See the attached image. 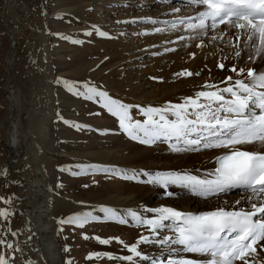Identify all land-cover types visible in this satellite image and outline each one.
Returning <instances> with one entry per match:
<instances>
[{
  "label": "bare ground",
  "instance_id": "bare-ground-1",
  "mask_svg": "<svg viewBox=\"0 0 264 264\" xmlns=\"http://www.w3.org/2000/svg\"><path fill=\"white\" fill-rule=\"evenodd\" d=\"M20 1L22 0H0V67L4 55V63L7 62L5 73L0 72V210H7L9 213L7 219L0 217V240L6 242L0 245V255H5L9 264H63L62 246L58 240L61 219L58 216L61 213L71 214V217L91 213L101 220L118 222L116 219H109L108 213L100 211L101 208H110L117 216L127 220L123 224L138 227L139 232L127 241L122 240L116 244L97 242L96 247L106 254L112 257L133 255L128 248L136 244L141 257H133L135 264H146L143 257H148L149 264L153 261L156 264H169V261L180 260L207 264L211 259L210 255L189 252L183 245L172 243L178 236V221L165 220L164 227L153 231L151 226L134 220L130 213L135 212L141 220H155L159 217L155 210L159 208H172L180 213L219 208L231 211L250 210L253 203H260L252 199L253 193L242 192L234 196L220 193L216 202L211 198L203 201L188 187L181 184L164 187L149 183V176L143 174L174 173L212 180L215 177L217 158L229 149L211 147L206 152L174 151V146L183 147L177 145L174 139L141 144L138 140L131 139L120 128V124L116 128H99L90 124L99 132L123 133L129 139L126 137V141H118L117 147L96 150L94 153L79 152L80 155H72L70 150L56 153L53 143L56 125L52 115L59 96L53 86L55 62L53 43L45 30L47 15L23 12ZM157 2L161 3L155 6ZM187 2L176 5L167 0H112L105 2V8L99 4L92 7L91 2L85 3L86 23L104 21L119 9L128 13L111 22L122 24L116 34L100 31L112 39V57L118 59L113 69L119 73L120 83L115 89L108 87V80L104 85L94 82L90 84L99 91L106 92L112 100L129 106L133 122H144L147 117L142 110L149 107L164 109L183 104L186 98H195L201 91L222 90L233 86L236 80H243L249 85L253 83L246 74L232 72L233 66L237 69L252 68L258 73H264V58L257 57L254 62L249 60L251 45L245 46L243 36L237 42L235 29L228 30L225 25H220L215 31L209 30L205 35H200L199 30H190L188 24L193 19L192 23H197L195 18L204 9L203 6ZM71 8H64V11ZM131 9L138 13L130 12ZM110 18L112 20L113 17ZM181 20L184 23H180ZM153 21L157 22L156 25L145 27L143 30H148V34L142 39L123 37V29L128 25ZM222 33L226 34L221 39ZM213 36L217 39L213 40ZM237 45L241 50L239 57L235 55ZM16 49L20 56L21 73L28 74V79L19 85H13L17 75L12 72ZM143 55L151 56L145 61ZM143 60V70L136 73L134 66H139ZM221 63L224 64L223 69L218 67ZM126 64L128 66L125 67ZM184 71L193 75H176ZM227 77H232V80L228 81ZM208 85L215 87L209 88ZM255 91L264 92V88L257 86ZM223 95L225 100L232 99L229 93ZM212 108L215 110L216 105H212ZM256 109L250 105L251 112ZM189 112L191 113V109ZM165 115L169 120H175L171 112ZM220 115L223 116L224 113L221 112ZM189 118L193 117L190 115ZM192 147L199 150L203 146ZM236 147L247 151H264V147L259 144ZM56 156L78 162L76 170L96 166L97 170H116L107 172L109 174L135 176L128 179L133 180L136 185L126 192L114 190L105 195L92 191H75L70 193L71 196L61 194L57 191L59 173L55 165ZM185 195L189 197L185 198ZM141 237H146L147 242H140ZM167 238H171L168 243H161ZM8 243L12 244L11 249L7 248ZM112 262L133 264L115 258ZM235 264L243 262L236 261ZM252 264H264V250L259 246Z\"/></svg>",
  "mask_w": 264,
  "mask_h": 264
},
{
  "label": "snow or ice",
  "instance_id": "snow-or-ice-1",
  "mask_svg": "<svg viewBox=\"0 0 264 264\" xmlns=\"http://www.w3.org/2000/svg\"><path fill=\"white\" fill-rule=\"evenodd\" d=\"M189 3L203 6L195 18L197 23L188 24L190 30H199L200 35H205L209 30L215 31L220 25H225L228 30H236V39L244 37L245 46L251 45L249 60L253 62L257 57L264 58V0H189ZM155 23V21H153ZM180 23H184L183 20ZM161 31V29H157ZM91 35V33H87ZM221 35V39L223 38ZM99 35L106 36L104 32ZM67 39V37H65ZM183 39V37L181 38ZM217 39L216 36L212 37ZM79 43V41H73ZM235 55L239 57L241 50L237 45ZM221 69L224 64L218 65ZM238 75H245L252 80L249 85L243 80H236L233 86L216 91H201L195 98H186L183 104L173 105L170 108H152L142 110L147 117L144 122L132 121L129 115V106L112 100L104 91L96 87L84 85L85 92L74 91L73 85L63 81L75 95H82L85 99L101 98L103 107L113 116L119 119L120 128L133 140L141 144H152L161 139L175 140L177 145L174 151L198 150L192 146L223 147L229 152L218 157L219 167L215 170L212 180L199 179L191 175H179L174 173H157L149 175L148 182L166 187L169 184H181L188 187L195 195L208 197L216 195L226 189L245 186L253 192L252 199L260 201L253 203L250 210L228 211L219 208L201 215L183 214L172 208H159L158 219L141 220L135 212L130 215L138 223L151 226L155 231L165 225L163 221L172 220L179 222L178 236L172 243L183 245L186 251L208 254L211 259L207 264H235L242 261L243 264H252L257 257V246L264 250V219H254L264 216V151H247L237 148V145L259 144L264 147V92H257L258 86L264 88V73H258L255 69L231 68ZM177 76H191V72L177 73ZM199 75V73H196ZM228 81L232 77L226 78ZM213 88L215 86L208 85ZM223 93H229L232 97L225 100ZM206 101V103L202 102ZM216 105L215 110L212 105ZM250 105L261 109L257 115L250 111ZM191 109V113L189 112ZM247 110V111H246ZM171 112L175 120H169L165 113ZM223 112L224 115H220ZM193 118L190 119L189 116ZM76 127H85L75 125ZM203 142V143H202ZM97 170L96 166H85L76 175L87 174L88 170ZM104 172H115V169L102 168ZM67 171V169H62ZM124 178H135L125 176ZM171 195V193H168ZM239 203V201H237ZM100 211L108 213L109 219H116L119 223H127V220L116 215L110 208H101ZM7 210H0V217L7 219ZM100 217L91 213L73 216L61 223H70L83 227L89 221H97ZM15 235V233H13ZM231 237V238H230ZM85 239L88 237L85 235ZM99 239L102 244H108V239ZM167 238L161 243H168ZM140 242H147L146 237H141ZM0 240V245L5 244ZM11 249L12 244H6ZM66 251L68 249H65ZM133 255L125 257H112L109 254L92 253L88 259L109 255V259H123L133 262V257H141L137 245L128 248ZM251 258V260L249 259ZM148 259V257H143ZM0 264H9L5 255H0ZM70 264V262H69ZM152 264H156L153 261ZM169 264H194L190 260L169 261Z\"/></svg>",
  "mask_w": 264,
  "mask_h": 264
},
{
  "label": "rangeland",
  "instance_id": "rangeland-1",
  "mask_svg": "<svg viewBox=\"0 0 264 264\" xmlns=\"http://www.w3.org/2000/svg\"><path fill=\"white\" fill-rule=\"evenodd\" d=\"M109 1L111 2L112 0L20 1L23 12L26 11L30 15L34 13L47 15L45 30L51 39L50 42L53 43L52 52L55 62V76L52 78L54 80L53 86L59 96V100L55 103L56 105H54L55 107L52 115L53 120H55L53 122H55L54 124L56 125V131L54 132L55 139H53L54 151L56 153L69 150V153H72V155H80V153L86 154L87 152L94 153L96 150L117 147L118 141L127 140V136L123 133H102L95 128H116L119 125L118 117L113 116L102 106L104 101L101 98L95 97L93 99H85L82 95L74 94V91H79L81 93L85 92L86 89L84 85L87 84L89 87H92L93 85L90 84L91 82L104 85L108 80V87H110V89L117 88L116 86L120 83V75L113 69L118 59L112 57L114 50L111 43L112 39L107 35L101 36L99 33L101 30H105L116 34V30L119 29L122 24H113L111 22L113 19L128 13L119 9L111 15L113 17L112 20L110 18L111 16H108L104 21L93 23L84 22L85 3L91 2L93 5L92 7L99 4L105 8V5H107L105 2ZM167 1L176 5H180L182 2H189V0ZM160 3L161 2H157L155 6L160 5ZM68 7L72 8L71 10H65V12L64 8ZM125 8L127 9L126 6ZM130 12L136 13L137 11L131 9ZM130 17H132V14ZM24 19L27 20L26 18ZM20 21L25 24L27 23L24 20ZM192 21H194V19ZM192 21L190 23H192ZM0 23V25H2L1 20ZM156 23L157 22H139L130 24L123 29V37L127 39H132V37L142 39L148 34V30L143 29L145 27H154ZM137 32L139 33L137 34ZM87 33H91V35ZM65 37H67V39ZM73 41H79V43H73ZM21 48L22 47H20L19 51H21ZM15 51L17 53V49ZM15 55L16 60L12 72L14 75H17L14 78L15 81L13 85H19L21 82H25L28 79V74L21 73L22 67L21 64H19L20 56L18 53ZM143 56L144 60L148 61L151 55ZM3 57V60L6 61L5 55ZM144 60L141 61V63H144ZM4 61H2L0 67V69H2L0 70L1 73H5L7 69V62L5 64ZM141 63H139V66H134L136 73L139 72V70L141 71V69L143 70V63ZM2 65L5 66L2 67ZM126 66H128V64H126L125 67ZM39 74L41 75L40 72ZM63 81L72 84L74 91H70ZM90 124H93L95 127L90 126ZM75 125L85 127H76ZM86 125L88 127H86ZM210 148L211 147H202L197 151L203 150V152H206L209 151ZM56 159L57 161L55 160L56 163H54L59 173L57 191L67 196H71L70 193H74L75 191H92L93 193L97 192L104 195L114 190L126 192L136 185L131 179L99 170H88L87 174L76 175L74 173L81 171V169L76 170V164H78V162L71 161L70 159L68 160L67 158L66 160L61 156H56ZM62 169H67V171H62ZM237 193L239 194L242 192H226L221 194L234 196L237 195ZM219 195L220 194L208 197L200 196L199 198L203 201L204 199L206 201L211 198L216 202L220 198H217ZM163 196L164 194H162V197ZM184 197L188 198L189 195H185ZM70 217L71 214L64 213L58 216L61 221H66ZM137 228L138 227L134 226L131 227V225L101 219L89 221L83 227L70 223H61L59 226L58 240L63 251L62 262L63 264H69V262L70 264H113L112 259H109L108 255L88 259L89 255L92 253L106 254L96 247L95 244L99 242L97 237L100 239H108L111 243L116 244L122 240L127 241L134 234H137L139 232ZM85 235L88 239L84 238ZM65 249L68 250L66 251ZM142 260H144V262L147 261L146 264L150 262L149 259Z\"/></svg>",
  "mask_w": 264,
  "mask_h": 264
}]
</instances>
